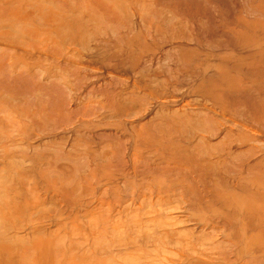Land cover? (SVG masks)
<instances>
[{
	"label": "bare ground",
	"instance_id": "6f19581e",
	"mask_svg": "<svg viewBox=\"0 0 264 264\" xmlns=\"http://www.w3.org/2000/svg\"><path fill=\"white\" fill-rule=\"evenodd\" d=\"M0 264H264V0H0Z\"/></svg>",
	"mask_w": 264,
	"mask_h": 264
}]
</instances>
